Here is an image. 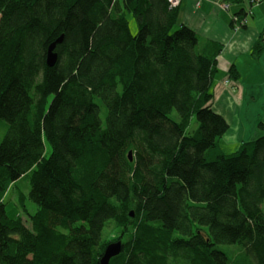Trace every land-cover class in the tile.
Returning a JSON list of instances; mask_svg holds the SVG:
<instances>
[{
	"label": "trees",
	"instance_id": "1",
	"mask_svg": "<svg viewBox=\"0 0 264 264\" xmlns=\"http://www.w3.org/2000/svg\"><path fill=\"white\" fill-rule=\"evenodd\" d=\"M179 11L0 0V264H101L118 240L110 264H264V134L223 151L222 47L202 46ZM263 53L264 36L252 49ZM229 75L239 79L234 65ZM28 174L27 218L10 217L6 195Z\"/></svg>",
	"mask_w": 264,
	"mask_h": 264
},
{
	"label": "crops",
	"instance_id": "2",
	"mask_svg": "<svg viewBox=\"0 0 264 264\" xmlns=\"http://www.w3.org/2000/svg\"><path fill=\"white\" fill-rule=\"evenodd\" d=\"M244 3L226 9L215 0H182L179 6V21L199 34L202 46L211 40L222 47L217 55L212 104L229 123L223 137L231 152L264 134V53L259 59L252 55L253 45L264 36V0L253 6L250 2L252 12L243 14L247 24L237 28L234 16L247 10ZM232 65L239 73L238 80L230 78Z\"/></svg>",
	"mask_w": 264,
	"mask_h": 264
},
{
	"label": "rangeland",
	"instance_id": "3",
	"mask_svg": "<svg viewBox=\"0 0 264 264\" xmlns=\"http://www.w3.org/2000/svg\"><path fill=\"white\" fill-rule=\"evenodd\" d=\"M243 5L247 7V9H250L251 8L250 0H247V2H245ZM252 18L253 17H251V20ZM129 19L132 25V30L136 32L138 27H137V23L135 19L132 17V15H129ZM173 114L176 118L178 117L177 112H174ZM7 128H8L7 121L4 120L3 118H0V141L4 138ZM220 145L224 152L226 153L231 152L230 150L232 149H229V144L226 142L224 137L221 138ZM49 151H51V148L49 149ZM30 177H31V174H28L26 177H23L22 179H20L16 183V186L12 187L7 193L6 198H5L6 208H7V212L10 217H16L19 214H22L23 216H25V218H27L26 214L23 213V210L19 203V196H20L19 193L20 191H22L28 196L31 190ZM26 205L29 211L32 213L37 210V205L32 200H30V198H27ZM26 223L27 225L30 226L29 220H27Z\"/></svg>",
	"mask_w": 264,
	"mask_h": 264
},
{
	"label": "water",
	"instance_id": "4",
	"mask_svg": "<svg viewBox=\"0 0 264 264\" xmlns=\"http://www.w3.org/2000/svg\"><path fill=\"white\" fill-rule=\"evenodd\" d=\"M62 40H63V35L50 44L48 48V52H47V64L49 66H53L57 62L58 53L55 51V48L58 43L62 42ZM129 157H130V160L133 159L132 151L129 152ZM122 247H123V243L121 240L113 241L109 243L101 258V261H100L101 264H110L111 258L118 255L122 251Z\"/></svg>",
	"mask_w": 264,
	"mask_h": 264
},
{
	"label": "built area",
	"instance_id": "5",
	"mask_svg": "<svg viewBox=\"0 0 264 264\" xmlns=\"http://www.w3.org/2000/svg\"><path fill=\"white\" fill-rule=\"evenodd\" d=\"M182 0H169L170 6L171 7H178L181 4ZM217 1L221 6H223L224 8L228 9L230 7V3L227 0H215ZM260 0H250V2L252 3V6L256 3H258ZM252 6L250 9L245 10L246 14L248 15L249 13L252 12ZM247 15L242 16V18H240V16L235 15L234 16V22H235V27L240 28L244 25L247 24Z\"/></svg>",
	"mask_w": 264,
	"mask_h": 264
}]
</instances>
